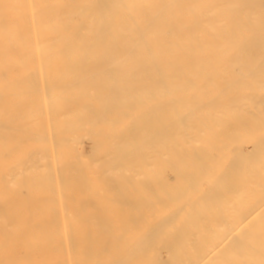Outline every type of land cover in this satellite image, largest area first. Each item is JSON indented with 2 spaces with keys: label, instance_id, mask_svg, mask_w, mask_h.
I'll list each match as a JSON object with an SVG mask.
<instances>
[{
  "label": "bare ground",
  "instance_id": "obj_1",
  "mask_svg": "<svg viewBox=\"0 0 264 264\" xmlns=\"http://www.w3.org/2000/svg\"><path fill=\"white\" fill-rule=\"evenodd\" d=\"M0 264H264V0H0Z\"/></svg>",
  "mask_w": 264,
  "mask_h": 264
}]
</instances>
